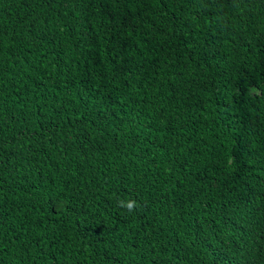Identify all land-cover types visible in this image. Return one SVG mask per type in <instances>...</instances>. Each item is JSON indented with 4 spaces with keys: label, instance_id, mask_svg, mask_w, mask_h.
Returning <instances> with one entry per match:
<instances>
[{
    "label": "trees",
    "instance_id": "obj_1",
    "mask_svg": "<svg viewBox=\"0 0 264 264\" xmlns=\"http://www.w3.org/2000/svg\"><path fill=\"white\" fill-rule=\"evenodd\" d=\"M0 264H264V0H0Z\"/></svg>",
    "mask_w": 264,
    "mask_h": 264
},
{
    "label": "clouds",
    "instance_id": "obj_2",
    "mask_svg": "<svg viewBox=\"0 0 264 264\" xmlns=\"http://www.w3.org/2000/svg\"><path fill=\"white\" fill-rule=\"evenodd\" d=\"M118 206L126 208L129 212L134 211L135 208L137 207V202L134 199H129V200H119L118 201Z\"/></svg>",
    "mask_w": 264,
    "mask_h": 264
}]
</instances>
